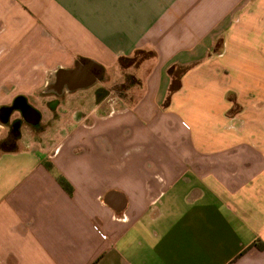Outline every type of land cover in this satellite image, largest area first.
I'll return each mask as SVG.
<instances>
[{
    "label": "crops",
    "instance_id": "0c3cea01",
    "mask_svg": "<svg viewBox=\"0 0 264 264\" xmlns=\"http://www.w3.org/2000/svg\"><path fill=\"white\" fill-rule=\"evenodd\" d=\"M0 264H264V0H0Z\"/></svg>",
    "mask_w": 264,
    "mask_h": 264
},
{
    "label": "rangeland",
    "instance_id": "374dc122",
    "mask_svg": "<svg viewBox=\"0 0 264 264\" xmlns=\"http://www.w3.org/2000/svg\"><path fill=\"white\" fill-rule=\"evenodd\" d=\"M153 53V51H139L131 57L118 59L115 65L107 69L105 68V72L102 73V75L97 76L96 81L91 84L90 87L82 90V92H85L84 94H86L83 96L84 99H89L88 93L91 97L95 94L99 101L107 102V105H109L107 108H105V106L103 107L106 111L119 110L122 107L121 98L126 99V103L135 102L140 95L139 90L143 85L146 74L148 73L145 70L142 71L140 68L145 60L151 59L154 56ZM49 114H52L51 110H49ZM47 125L53 127V125L56 124L50 120ZM47 125L44 124L41 129L46 130ZM32 133L37 139H39L40 131L35 132L34 129L23 125L21 136L24 134V142L27 140V143H29L31 140L30 138L33 136ZM4 146L8 147L6 144ZM10 146L14 147L15 144Z\"/></svg>",
    "mask_w": 264,
    "mask_h": 264
},
{
    "label": "flooded vegetation",
    "instance_id": "af4514ba",
    "mask_svg": "<svg viewBox=\"0 0 264 264\" xmlns=\"http://www.w3.org/2000/svg\"><path fill=\"white\" fill-rule=\"evenodd\" d=\"M88 63H90V62H88ZM80 69H82V70H80L81 72H82V74L80 75L81 76V81H87V80H89V78H91L92 77V72H91V70L92 69H94V73H95V75H96V77L97 76H99V75H102V73H101V71H100V69L98 68V67H94V65H91V64H88V67H86V69L84 68H80ZM89 72L90 71V73H86V72ZM21 125H22V120L21 119H17L15 122H14V125H13V128H14V130L15 131H19L20 130V128H21ZM34 125L36 126V127H38V128H41V125H39L38 123H34Z\"/></svg>",
    "mask_w": 264,
    "mask_h": 264
},
{
    "label": "trees",
    "instance_id": "16d2710c",
    "mask_svg": "<svg viewBox=\"0 0 264 264\" xmlns=\"http://www.w3.org/2000/svg\"><path fill=\"white\" fill-rule=\"evenodd\" d=\"M142 52H144V51H142ZM153 55H154V53H153ZM45 164L48 167V169H50L52 171L54 170V164L52 162L46 161ZM57 179L62 184V186H64L66 189H68L71 192L70 185L68 184L67 180L62 175H57Z\"/></svg>",
    "mask_w": 264,
    "mask_h": 264
},
{
    "label": "water",
    "instance_id": "95a60500",
    "mask_svg": "<svg viewBox=\"0 0 264 264\" xmlns=\"http://www.w3.org/2000/svg\"><path fill=\"white\" fill-rule=\"evenodd\" d=\"M80 70H82V69H80V65L78 64V65L76 66V68L72 70L71 77H72L73 79L81 78L80 75L82 74V72H81ZM82 71H83V70H82ZM88 82H89V83H93V82H94V78L89 79Z\"/></svg>",
    "mask_w": 264,
    "mask_h": 264
},
{
    "label": "built area",
    "instance_id": "2783aa9c",
    "mask_svg": "<svg viewBox=\"0 0 264 264\" xmlns=\"http://www.w3.org/2000/svg\"><path fill=\"white\" fill-rule=\"evenodd\" d=\"M104 237H106L104 234H102Z\"/></svg>",
    "mask_w": 264,
    "mask_h": 264
}]
</instances>
